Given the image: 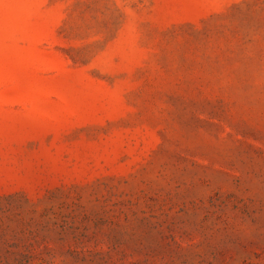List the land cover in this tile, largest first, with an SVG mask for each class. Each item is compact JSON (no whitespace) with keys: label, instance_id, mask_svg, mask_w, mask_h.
<instances>
[{"label":"rangeland","instance_id":"rangeland-1","mask_svg":"<svg viewBox=\"0 0 264 264\" xmlns=\"http://www.w3.org/2000/svg\"><path fill=\"white\" fill-rule=\"evenodd\" d=\"M0 264H264V0H0Z\"/></svg>","mask_w":264,"mask_h":264}]
</instances>
